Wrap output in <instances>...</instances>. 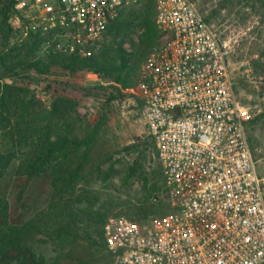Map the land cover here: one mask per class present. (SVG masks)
Listing matches in <instances>:
<instances>
[{"label": "built area", "instance_id": "obj_1", "mask_svg": "<svg viewBox=\"0 0 264 264\" xmlns=\"http://www.w3.org/2000/svg\"><path fill=\"white\" fill-rule=\"evenodd\" d=\"M141 1L23 0L13 19L23 38H49L47 56L83 59L102 49L119 11ZM155 10L161 43L131 93L164 179L150 201L168 209L141 220L109 216L105 245L119 264H264V142H248L227 42L197 0H155Z\"/></svg>", "mask_w": 264, "mask_h": 264}, {"label": "trees", "instance_id": "obj_2", "mask_svg": "<svg viewBox=\"0 0 264 264\" xmlns=\"http://www.w3.org/2000/svg\"><path fill=\"white\" fill-rule=\"evenodd\" d=\"M20 1L23 0H0V183L14 167L10 182L5 188L0 185V264H86V251L101 253L94 237L103 240V226L109 215L141 220L167 211L161 198L156 203L149 198L152 193L164 192L162 171L143 177L142 194L125 207L99 204L95 197L77 196L76 187L89 186L88 176L93 174L89 166L96 169L94 164L100 160L101 127L84 132H72L70 127L69 132L60 130L55 134L48 120H63L70 113L73 106L66 99L53 104L43 123L33 124L36 113L31 114V121L29 113L40 109L39 103L25 102L26 90L16 87L14 82L29 81L31 73L47 76L58 68L69 75L86 72L115 90L135 87L140 79L139 65L161 36L155 22V0H147L141 9L126 15L120 13L111 21L106 32H113V40L104 43L91 57L53 55L45 60L35 58L44 40L39 33L30 34L20 46H9L14 35L10 19L16 15ZM205 20L209 22L206 17ZM135 21L142 32L138 43L127 51L122 44ZM118 37L122 42L116 41ZM53 135L55 141L51 140ZM248 142L252 149L257 147L250 135ZM136 174H144L140 163L129 169V177ZM83 228L88 233L84 234ZM85 235L84 242L89 246L86 248L80 243ZM48 244L58 247L57 256L50 257L42 251L41 247ZM102 256L104 264H110L111 256L116 254L108 251V255Z\"/></svg>", "mask_w": 264, "mask_h": 264}, {"label": "rangeland", "instance_id": "obj_3", "mask_svg": "<svg viewBox=\"0 0 264 264\" xmlns=\"http://www.w3.org/2000/svg\"><path fill=\"white\" fill-rule=\"evenodd\" d=\"M146 3L147 0H142L137 5L126 7L118 13L117 17L120 13L126 15L131 11H137ZM197 4L203 16L219 29L221 38L227 42V58L234 82L235 96L238 103L248 112L246 120L248 135L252 136L254 144L259 146L264 142V0H197ZM13 17L10 23L14 29V35L9 40V46H20L26 38H23L22 32L15 26ZM141 32L138 21H135L122 44L127 51H131L138 43ZM112 35L113 32L110 34L105 32V44L113 40ZM48 39L44 37L35 56L36 59L45 60L50 57L44 51V42ZM116 41L122 42L120 37ZM160 43L161 36L155 47ZM30 75L29 81L17 80L14 84L26 90L25 102L35 100L39 103L40 109L37 108L29 113V121H31V114L36 113L37 120L33 124L43 123L42 120L48 116L47 112L52 109L53 104L59 99H66L71 101L73 106L70 113L63 120L57 118L48 120L55 134L61 131L69 132L70 127H73L72 132H80V129L84 132L85 129L94 126L101 127L98 143L100 160L94 164L96 169L89 166L93 173L91 177L88 176L89 186L82 184L76 187V195L95 197L99 200V204L121 207H125L126 203L138 198L143 191V177L151 173L160 174V170L162 171L153 139L148 135L138 117L141 103L131 93L138 84L129 89L115 90L101 84L86 72L69 75L58 68L53 69L47 76L37 73ZM6 82L11 83L9 79ZM130 110L135 113V116L126 114ZM51 140L55 141V136ZM58 160L59 158L55 159L54 163L57 164ZM135 163L141 164L144 174L129 177V169ZM16 164L14 163V166ZM13 168V166L10 167L6 178L1 181V187L5 188L10 182ZM162 193V191L152 193L149 198L161 197ZM161 201L166 205L163 199ZM81 231L84 234L88 233L85 232L86 228ZM94 239L98 241L101 253L86 251L88 256L85 262L86 264H104L102 255H108L109 250H105L107 247L104 239L96 237ZM84 241H86V235L82 241L80 240L81 245L86 248L88 244ZM57 248L52 244L41 247L42 251L50 257L59 254ZM91 259H93L92 263ZM110 260H112L110 264H119L116 256H111Z\"/></svg>", "mask_w": 264, "mask_h": 264}]
</instances>
